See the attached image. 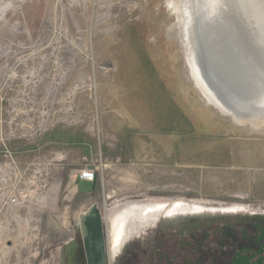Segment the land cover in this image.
Instances as JSON below:
<instances>
[{
  "label": "rangeland",
  "instance_id": "rangeland-1",
  "mask_svg": "<svg viewBox=\"0 0 264 264\" xmlns=\"http://www.w3.org/2000/svg\"><path fill=\"white\" fill-rule=\"evenodd\" d=\"M191 3L0 0V264H68L94 203L113 257L127 223H184L133 239L139 264H166L172 241L230 244L215 264L264 244V114L240 123L202 90ZM88 165L93 194L77 185Z\"/></svg>",
  "mask_w": 264,
  "mask_h": 264
},
{
  "label": "water",
  "instance_id": "water-1",
  "mask_svg": "<svg viewBox=\"0 0 264 264\" xmlns=\"http://www.w3.org/2000/svg\"><path fill=\"white\" fill-rule=\"evenodd\" d=\"M192 2L190 8L193 22L191 57L200 80L212 89L222 102L235 111L243 113L241 112L243 107L236 101L238 99L233 100L227 96L219 89L214 79L224 80L220 77L219 69L230 86L234 84L240 89L248 86L255 79L263 85L260 88L262 92L260 95L264 103V56H262L264 55V0H233L235 6L231 7L232 15L229 18L233 19L230 18V22L228 16L218 15V8L213 3L207 6L208 0H192ZM205 3L207 12L218 16L212 20L213 22L205 20L201 9V5ZM213 31L221 35L220 44L224 42L233 56L229 58L228 64L220 61L219 69L214 65V60L219 57L216 44L220 41H211ZM257 47L262 48L261 53ZM222 53L225 52L222 51ZM90 168L94 169L93 166ZM78 230L80 232L78 240L71 241L63 248L68 264H75L71 263V259L79 258H82L80 264H109L107 228L97 203L79 216Z\"/></svg>",
  "mask_w": 264,
  "mask_h": 264
},
{
  "label": "flooded vegetation",
  "instance_id": "flooded-vegetation-1",
  "mask_svg": "<svg viewBox=\"0 0 264 264\" xmlns=\"http://www.w3.org/2000/svg\"><path fill=\"white\" fill-rule=\"evenodd\" d=\"M159 221H163L165 224H174L180 228L184 226L183 222L169 221L166 219L149 221L147 224H142L139 226H134L127 223L123 226L122 235L120 236L119 243L117 244V248L115 249L114 257L110 255L111 250H109V264H111L110 261L117 258L118 255H120L119 260H121L120 262L115 261L114 264L116 262V264H139L138 254L130 246L131 241L133 239L139 242L142 241V235L147 230V227L150 225H154ZM120 229L121 225L117 220V222H114V224H112V231H119ZM259 238L264 240V233L259 236L258 239ZM222 241H218V244L214 246H208L204 240L197 241L196 239H194L190 243H188V241L181 242L180 245L178 244L179 242L176 241H172L171 243L168 242L165 244V249L168 248L169 250L165 253L168 258V262L166 264H207L206 260L208 259L210 260V264H215L214 258H219V254L221 256L224 255L222 254L223 250L230 247V244H228L226 245V248L224 247L222 252L219 251V245L220 243H222ZM205 246L207 247V250L203 251L205 249ZM240 249L243 251L241 253L248 252L249 255L240 257L238 256V254H234L230 258V264H264V244L259 245L257 251H254L250 246H242ZM236 258L239 260L236 261ZM81 261L82 258L76 260L71 259V263L74 262L75 264H80Z\"/></svg>",
  "mask_w": 264,
  "mask_h": 264
},
{
  "label": "bare ground",
  "instance_id": "bare-ground-1",
  "mask_svg": "<svg viewBox=\"0 0 264 264\" xmlns=\"http://www.w3.org/2000/svg\"><path fill=\"white\" fill-rule=\"evenodd\" d=\"M211 3H213L215 6H217V8H218L217 11L219 12L218 13L219 16L222 17V16L226 15L229 18V16L232 15L231 14V7H233V5L235 6V4L233 3V0H208L207 6H210ZM201 9L204 12L206 21L213 22L212 20L214 18H218V16L216 14H212V13L209 14L207 12L208 9H206V3H205V5H201ZM189 17L190 18H188V20H187L188 24L189 23L193 24L192 18H191L192 17L191 13H190ZM230 18H229V22L231 21V19H233V18H231V19ZM242 18L243 17L241 15V19ZM246 26H247V22H246ZM210 33H211V30H210ZM213 33H214V35H213L211 41H215V42L220 41L219 39H220L221 35L216 34L214 31H213ZM252 34H253V32H252ZM210 36H212V35H210ZM220 43H221V41L217 42V44H216L217 45L216 50L218 53L217 56H219V57L214 60V65L216 66L217 69L220 68V65H221L220 61H222V62L224 61L225 64H228V62L230 60L229 58L233 57V56H231L232 53H231V50L229 49V47H227L224 42L222 45ZM223 45H225V46H223ZM219 48H221V49H219ZM257 48H258L259 52L261 53L262 48L261 47H257ZM222 51L225 52L224 54H226V55H224L222 53ZM190 52H191V50H190ZM262 56H264V55H262ZM194 65L195 64L192 61V66H193L192 68H193V72L195 74L194 77L197 76L198 82H199L202 90L204 91L206 96L208 95L210 97V101L212 103H214L226 115L233 117L234 120L237 119V120H239V122L240 121L243 122L244 120H250L253 117L260 115V113H258V112L264 113V103L262 102V99H261L262 92L260 90V88H262L263 85H260L259 82H257L255 79L252 80L253 82L252 81L250 82V84H249L250 86L248 85V86L244 87L243 89L236 87V85L234 86V84H233V86H230L229 85L230 83L227 82V79L222 76V72L220 69H219V72L221 74L220 77L222 80L223 79L224 80L218 81L216 78L214 79V81L216 83H218V87L221 91H223L227 96H229L233 100H234V98L238 99V100H236V99L235 100L238 101V103H240L241 107H243V109L241 111L243 113H240L239 111H235L233 108L229 107L227 104L222 102L219 98H217V96L214 93H211L208 90L207 86H205L204 83L198 77V74L196 73L197 70L195 68L196 65L195 66ZM109 222H110V227H111V232H112V224H114V222H117V219L112 220L110 218ZM108 246H109V250H110L109 235H108Z\"/></svg>",
  "mask_w": 264,
  "mask_h": 264
},
{
  "label": "built area",
  "instance_id": "built-area-1",
  "mask_svg": "<svg viewBox=\"0 0 264 264\" xmlns=\"http://www.w3.org/2000/svg\"><path fill=\"white\" fill-rule=\"evenodd\" d=\"M91 166H87L85 167L83 170H81L79 172V177L82 180H85L87 182H95L97 179V169H91ZM15 206V200L11 198L8 199V207L6 209H8V215L5 216V219H8V228L12 227L10 226L11 224H9V222L12 220L11 216L13 215V213L11 212V207ZM17 206V204H16ZM34 230H36L35 232L39 234V230L37 228H35ZM12 231V230H11ZM40 256V253L38 252H34L33 255L29 254L28 256H19L17 255L16 257V261L11 264H31L32 259H38ZM10 257V254L8 253V259Z\"/></svg>",
  "mask_w": 264,
  "mask_h": 264
},
{
  "label": "crops",
  "instance_id": "crops-1",
  "mask_svg": "<svg viewBox=\"0 0 264 264\" xmlns=\"http://www.w3.org/2000/svg\"><path fill=\"white\" fill-rule=\"evenodd\" d=\"M88 166H90V165H88ZM76 175H79V173L76 174ZM77 185H78V187H81V188H87V187H89L90 188V191H91L90 194H93V192L95 191V182H87L85 180L80 179L79 176H78ZM87 209L88 208H84L83 206L80 207V213L86 211Z\"/></svg>",
  "mask_w": 264,
  "mask_h": 264
}]
</instances>
